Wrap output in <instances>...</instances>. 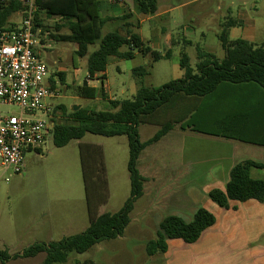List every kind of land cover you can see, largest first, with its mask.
<instances>
[{"label":"rangeland","instance_id":"rangeland-1","mask_svg":"<svg viewBox=\"0 0 264 264\" xmlns=\"http://www.w3.org/2000/svg\"><path fill=\"white\" fill-rule=\"evenodd\" d=\"M103 6L100 8L103 9ZM241 14L249 21L234 28L229 38L234 40L251 37L257 43L264 44V0H198L179 12L176 10L163 18L144 22V36L151 44H154L153 38L157 39L162 30L166 29L174 37H179V45H174L172 58L155 63L151 62L150 57L141 55L132 60L111 58L106 67L109 93L119 99H131L134 93L123 94L121 91L136 85L137 78L132 70L140 66L149 69V74L142 78L143 85L147 87H159L181 78L183 71L178 64L181 52L188 55L192 67L196 63L197 49L211 52L222 59L224 51L218 39L221 24L226 17L238 20ZM21 16L12 15L10 23L15 25ZM40 18L46 27L43 34L41 29L36 31L37 37L45 44L40 49L41 60L46 64L49 75L63 72L66 77V85L58 86L60 96L48 101L54 104L50 121L54 124L64 121L63 113L58 108L60 105L67 111L72 106L108 110V99L100 98L95 101L76 97V88L87 75L88 55L98 49L99 42L88 47L85 57H77L76 44L49 39L51 37L48 34L56 33L55 24L62 22L56 18L45 19L43 15ZM184 27L192 33L188 44L183 43ZM110 31L112 29L104 27L101 34L103 36ZM60 33L67 34L66 27H62ZM155 46V50H158V46ZM124 50L126 48L121 49ZM75 69L78 71L77 79ZM0 112L4 115H17L19 108L4 106L0 108ZM38 114L48 121L45 115ZM159 128L156 125L140 124V141L150 139ZM174 129L140 154L137 166L140 174L146 176L147 182L143 184L142 197L135 202L130 214L131 221L124 235L100 242L83 254L71 253L65 263L58 264H164L161 254L147 256L145 245L155 238L160 220L176 214L174 207H166L165 204L176 198L177 191L162 188L156 190L154 187L159 181L172 184L173 172L165 176L161 172L162 169L174 167L183 148L188 149L192 144L202 153L211 147L209 143L198 139L187 143L184 141L187 140L185 135H177ZM241 147L236 160L252 159L264 163V148L247 145ZM81 152L90 169H95L98 165L104 169V184L96 181L95 174L91 176L90 181L93 182L89 199L82 173ZM127 162L126 136L107 138L86 134L80 140H71L63 147H56L49 134L39 149L25 153L22 174L13 176L8 182L0 181V252L7 251L14 255L38 241L46 244L59 242L65 237L82 233L89 226L92 215L97 217L103 213L117 212L130 193ZM257 173L264 174V171L259 170ZM196 176L199 178L198 186H204V175H188ZM161 205L164 208H159ZM187 215L185 213L184 218H193L189 215L186 217ZM42 257L39 254L33 258H17L4 264H38Z\"/></svg>","mask_w":264,"mask_h":264},{"label":"trees","instance_id":"trees-1","mask_svg":"<svg viewBox=\"0 0 264 264\" xmlns=\"http://www.w3.org/2000/svg\"><path fill=\"white\" fill-rule=\"evenodd\" d=\"M134 3L140 14L153 15L156 12L157 0H134ZM35 6L37 10L34 31L41 29V34L46 31L41 15L45 19H58L62 24H55L56 33L50 34V37L55 41L76 44L77 57H85L88 47L99 42L98 49L87 58L88 79L104 73L111 58L132 60L139 54L150 56L152 63L168 58V53L161 55L151 50L137 33L130 30L124 34L112 31L102 36L101 30L109 19L100 16L98 0H35ZM24 10L23 0H0V32L13 29L15 25L10 23L11 16L22 15ZM236 26H240V22L231 18H227L221 25L218 39L224 51L222 59L197 49V61L192 67L190 58L183 52L179 63L183 71L181 79L171 80L159 87H147L143 85L142 78L149 74V69L140 66L132 70L137 78V90L131 99L108 100V110L101 111L81 107L72 112L67 111L62 105L58 107L63 113L64 121L59 124L53 123L50 131L56 147H63L71 140H80L86 134L107 138L126 136L129 196L117 212L103 213L97 217L92 215L89 226L82 233L65 237L59 242L47 244L35 242L21 254L10 255L7 251H1L0 263L4 264L17 258H33L39 254L45 255L41 264L65 263L71 253L83 254L100 242L121 237L130 222L135 202L143 195V184L146 179L139 173L138 158L146 147L158 142L173 128L177 122L174 118V106L179 97L211 99L224 84L252 86L264 97V45H256L242 39L230 40L229 30ZM62 27H66L67 34L60 33ZM122 48L126 50L121 51ZM104 79V76L99 78L102 81ZM48 84L51 87L56 86L50 78ZM76 95L89 100L105 98L102 87L91 88L86 84L76 88ZM262 104L263 101L261 106ZM254 118L264 124V115L258 114ZM140 124L156 125L160 128L149 140L141 142L138 131ZM180 127L183 130L190 128L194 132L264 147V139H247L228 127L207 131L191 117ZM263 127L261 125V128ZM81 154L85 190L89 199L90 186L93 182L90 178L95 174L96 181L104 184V169L99 165L95 169H90L83 152ZM251 168L264 169V164L254 160H244L235 164L229 172L225 189L210 190L208 198L223 209L229 207V201L256 200L263 203L264 181L252 179ZM214 223L215 217L200 207L189 222L179 216L168 215L159 223L155 238L146 243V254L154 256L165 253L167 240L181 239L187 244H192Z\"/></svg>","mask_w":264,"mask_h":264},{"label":"crops","instance_id":"crops-1","mask_svg":"<svg viewBox=\"0 0 264 264\" xmlns=\"http://www.w3.org/2000/svg\"><path fill=\"white\" fill-rule=\"evenodd\" d=\"M98 1L100 16L103 19H109L103 28L108 27L112 31H118L121 34H124L127 30L137 33L151 50L161 55L168 53V58H162L159 60L161 61L172 58L173 47L174 45H179L180 39L179 37H174L168 30L163 29L159 36L156 37L157 39L153 38L154 44H151L144 36L143 23L163 18L176 10L179 12L181 9L192 6L198 0H157V9L153 15L138 13L134 0ZM101 5H104L103 9L100 8ZM127 16L130 17L127 18ZM227 18L230 17H226L225 20ZM20 20L21 18L15 23V26L19 24ZM233 20L240 22V26L232 27L229 30V35L234 28L243 26V23L248 18L244 14H241L238 20ZM187 30L188 28H183L184 32H188ZM184 32L183 37L185 41L183 43L188 44L192 33L188 32L185 34ZM48 35L50 36V34ZM242 40L256 45H264L263 43H257L251 37L242 38ZM40 43L45 46L44 41L41 42L40 40ZM155 45L158 46V50H155ZM182 53H180V57ZM138 55L136 54L135 57ZM180 57L178 64L180 63ZM113 59L121 60L117 58ZM77 72V69H75V79L78 78ZM101 76L105 77L103 81L99 80ZM49 78L52 79L57 87L59 84L66 85V77L63 72L50 74ZM87 78L88 73L83 82L78 86L86 84L91 88L102 87L105 94V98L103 99L123 100L109 93V87L106 84V70L104 73L96 74L92 79L87 80ZM136 90L137 84L131 85L121 92L123 94L129 92L132 95L133 93L135 94ZM76 97L78 96L76 95ZM100 98L94 100L96 101ZM262 101L264 102V97L258 94L254 87L247 85L234 86L231 84L222 85L211 99L201 100L179 97L176 100L174 118L177 122L171 130L175 128L174 130L177 135H185L187 140L184 141H187V143H192V140L198 139L209 143L211 147L210 150L202 153L198 152L192 144L188 149L183 148L177 156L174 167L172 169H162L163 171L161 172L164 176L171 173V171L173 172L174 181L172 184L159 181L154 188L156 190L162 188L163 190L174 189L177 191L176 198H173L172 201L169 200V205H167L168 203L165 205L166 207H174L176 209L175 215L181 217L186 222L191 221L192 218H184L185 213L189 217H193L195 211L200 207L215 217V223L203 231L199 239L192 244H187L181 239L167 240V250L161 254L164 264H264V202L260 203L256 200H247L245 202L229 201V207L223 209L214 204L207 196L210 190L225 189L231 168L235 164L244 161L236 160L238 152L242 150L241 146L264 147L194 132L190 128L183 130L180 127L182 123H187L191 117L192 120L207 131H217L228 127L247 139L263 140L264 127L261 128V125L264 126V124L254 118L258 114L259 116L264 115V104L261 106ZM247 114L249 117H246ZM259 170L264 171V169L251 168V178L264 180V174L257 173ZM198 173L204 175L202 180L205 181V185L202 187H199L197 184L199 180L197 176L188 177V175H197ZM143 177L146 179L145 182H147L146 176ZM159 203L161 204V202ZM159 208H164V206L161 205ZM40 255H43V261L45 255ZM42 261L38 264H41Z\"/></svg>","mask_w":264,"mask_h":264},{"label":"built area","instance_id":"built-area-1","mask_svg":"<svg viewBox=\"0 0 264 264\" xmlns=\"http://www.w3.org/2000/svg\"><path fill=\"white\" fill-rule=\"evenodd\" d=\"M23 4L19 24L0 32V108H19L17 115L0 112V181L6 182L24 172L25 153L39 149L50 134L54 104L48 101L60 96L59 88L48 84L49 71L41 60L35 0Z\"/></svg>","mask_w":264,"mask_h":264},{"label":"water","instance_id":"water-1","mask_svg":"<svg viewBox=\"0 0 264 264\" xmlns=\"http://www.w3.org/2000/svg\"><path fill=\"white\" fill-rule=\"evenodd\" d=\"M80 109V106H72L70 111L74 112Z\"/></svg>","mask_w":264,"mask_h":264}]
</instances>
